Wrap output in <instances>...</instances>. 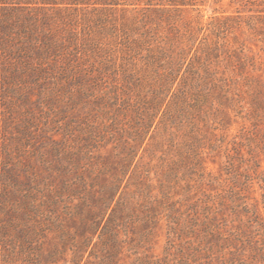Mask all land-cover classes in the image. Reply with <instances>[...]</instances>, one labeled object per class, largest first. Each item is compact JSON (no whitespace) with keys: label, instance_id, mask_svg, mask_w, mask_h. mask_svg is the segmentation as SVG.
<instances>
[{"label":"rangeland","instance_id":"rangeland-1","mask_svg":"<svg viewBox=\"0 0 264 264\" xmlns=\"http://www.w3.org/2000/svg\"><path fill=\"white\" fill-rule=\"evenodd\" d=\"M48 1L64 7L56 3L88 0H0V264H7L4 260L12 257L11 244L26 243L24 235L42 244L44 259L50 250H56L57 261L72 264V243L81 242V235L88 234L85 225L91 223L92 216L99 218V207L107 197L105 187L117 173L122 154L114 141L119 140L125 147L132 131L129 125L136 117L132 109L124 106L116 117L123 129L114 130L110 137L101 125L111 115L109 99L116 90L112 82L89 80L86 73L75 70L81 55L72 56L70 49L50 48L46 56L45 49L31 42L24 30L25 14L33 7L50 5L45 4ZM193 1H197L199 11L189 10L186 16L201 15L205 26L215 19H229L237 36L235 47L245 44L250 48L264 82V13L258 12L264 9V0ZM38 16L40 19L41 14ZM56 19L63 22L67 17L58 14ZM44 22L38 24V42L47 40L45 33L49 31ZM117 88L123 99L137 98L121 83ZM241 105L244 109L219 113L222 125L218 130L201 127L204 135L200 138L207 143L203 149V174L200 178L193 170L182 168L184 189H178L190 195L183 208L189 199L200 203L207 200L217 207L215 218L220 228L216 231L223 235L222 239L228 238L220 240L223 248L193 250L198 243L202 248L208 245L205 238L198 241L203 238L202 231L194 232L198 243L190 244L189 235L179 230L182 226L173 223L177 228L171 232L166 218L161 216L148 240L143 237L142 225L134 230L128 228L127 242L119 249L120 263L264 264V228L258 224L264 221V112H254L252 105L244 101ZM153 134L139 151L138 161L139 169L149 173L155 187L156 177L163 178L162 169L169 171L171 167L168 159L163 162L159 157L163 153L172 157L175 150L169 147V135L162 126ZM187 138L182 135L177 139ZM209 141L219 147L212 150ZM136 178L128 181L127 192L136 188ZM154 187L159 193V188ZM51 199L60 226H49L45 232L36 226L37 232L32 233L35 222L29 221L30 206L39 201L42 213L35 216L44 221L42 216L49 213L47 204ZM243 202L248 214L241 208L236 210V205ZM64 204L71 205L74 215L65 213ZM251 217L255 222L248 228L244 224ZM46 224L50 225L47 220ZM238 232L240 237L236 238ZM101 248L96 247L99 256Z\"/></svg>","mask_w":264,"mask_h":264},{"label":"trees","instance_id":"trees-1","mask_svg":"<svg viewBox=\"0 0 264 264\" xmlns=\"http://www.w3.org/2000/svg\"><path fill=\"white\" fill-rule=\"evenodd\" d=\"M196 2L88 0L61 1L56 4L65 6L58 7L48 1L45 4L50 5L33 7L23 16L28 38L45 49L46 56L50 48L70 49L72 56L81 55L75 70L86 73L89 80L112 82L116 87L112 99H109L112 109L108 113H111L108 123L101 125L103 132L113 137L114 130L123 129L116 117L124 106L136 113L133 124L129 125L132 131L125 147L119 140L114 141L122 154L117 173L105 187L107 197L99 207V218L90 216L91 223L85 225L88 234L81 235V242L72 243V264H122L118 254L120 247L127 242L128 228L134 230L142 225L143 237L148 240L161 216L166 218L171 232L177 228L172 226L173 223L182 226L179 230L189 235L187 242L190 244L198 243L193 238L194 232L202 231L203 238L198 241L205 238L208 245L203 248L201 243L193 245L195 251L205 248L211 251L220 246V240L228 239H222L223 235L216 231L220 227L216 223L217 207L214 204L189 199L187 207L183 208L185 198L190 195L178 190L184 189L183 174H180L182 168L190 169L201 178L203 149L207 145L200 138L204 135L201 127L218 130L222 125L219 113L244 109L243 101L251 104L254 112H264V82L259 72L262 69L255 56L250 54V48L245 44L235 47L237 36L229 19H215L205 26L201 15L186 16L189 10L199 11ZM258 12L264 13V9ZM38 14H41L40 19ZM58 14H64L67 20L60 22L61 19H56ZM79 14L82 15L80 18ZM43 21L49 32L45 33L46 41L41 39L38 42V24ZM118 83L135 93L137 98L120 97ZM124 91L122 88V93ZM244 96L251 99L245 101ZM160 126L169 135L167 141L175 154L168 157L169 154L163 153L159 157L163 162L168 159L171 167L169 171L162 169L163 178L156 177L160 192L155 193L153 179L146 170L139 169L138 154L147 138L153 137V132L156 133ZM182 135L189 138L179 141L177 138ZM208 144L212 150L219 147L215 142L209 141ZM132 177H138L136 188L127 192ZM173 189L175 193H171ZM59 197L61 201V195ZM79 200L84 201V197ZM48 202L49 213L42 216L44 221L35 216L42 213L39 201L30 206L29 221L35 222L32 233L37 232L36 226L42 232L49 226L53 229L60 226L52 211L54 199ZM236 206V210L241 208L245 214L250 212L244 202ZM64 208L67 215H74L71 205L64 204ZM252 217L244 226H253L255 219ZM258 224L264 228V221ZM234 236L239 238L240 232ZM24 239L26 243L23 245H10L12 257L4 263L61 264L55 259L56 250H50L44 259L42 244L34 243L30 235H24ZM99 245L102 247L101 256L96 253ZM68 262L64 260L62 264ZM185 264L191 263L187 261Z\"/></svg>","mask_w":264,"mask_h":264}]
</instances>
